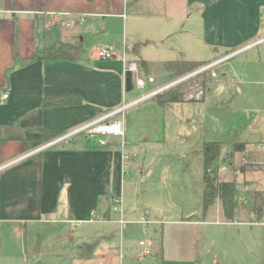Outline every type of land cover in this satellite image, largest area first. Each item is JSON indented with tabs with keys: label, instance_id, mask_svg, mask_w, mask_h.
Wrapping results in <instances>:
<instances>
[{
	"label": "crops",
	"instance_id": "crops-1",
	"mask_svg": "<svg viewBox=\"0 0 264 264\" xmlns=\"http://www.w3.org/2000/svg\"><path fill=\"white\" fill-rule=\"evenodd\" d=\"M143 32L179 38L176 51L186 56L180 60L225 61L264 42V0H0V264H112L111 234L104 236L108 245L100 244L101 251L94 252L88 250L93 245L78 239L77 228L86 224L91 235L92 225L117 223L107 220L101 200L122 199L120 152L95 150L89 138L76 136L85 132L91 137L89 124L121 108L125 97H134L125 87L123 52L141 74L151 76L140 66L146 62L151 67L141 56ZM60 44L76 48L75 58L33 59L37 49ZM103 48L116 56L98 59L96 52ZM63 95L77 96L81 104L42 107L43 99ZM46 131L61 137L32 147L49 138ZM206 142L219 143L203 142L202 158ZM236 143L241 142L232 145ZM242 144L244 150L238 152L250 145L264 148V139ZM255 160L261 162L237 167L245 177L242 190L252 183L253 171L263 170L254 166L264 164V153ZM227 181L238 185L237 179ZM122 208L123 217L131 219L127 221L138 216L134 209ZM157 248L164 258L162 241ZM119 260L122 264L121 253Z\"/></svg>",
	"mask_w": 264,
	"mask_h": 264
},
{
	"label": "rangeland",
	"instance_id": "rangeland-1",
	"mask_svg": "<svg viewBox=\"0 0 264 264\" xmlns=\"http://www.w3.org/2000/svg\"><path fill=\"white\" fill-rule=\"evenodd\" d=\"M141 35V43L146 42L141 56L151 64L147 73L159 85L166 80L160 70L165 61L186 59L180 50L176 51L175 44H179L180 39L166 40L149 32ZM263 51L264 42L192 77L193 85L188 90L202 87L201 101L160 106L156 101L158 96L152 97L126 107L101 123L107 125L119 121L123 129L121 137L111 140L107 135L85 137V132L76 136L77 139L89 138L95 150H119L123 164L122 206L138 212L132 221H127L129 217L124 216L129 223L120 225L117 224L120 213L113 210V196L101 200L104 210L109 213L107 220L114 219L117 223L104 228L92 225L95 231L91 235L85 231L88 225H78V239L94 246L88 250L101 251L98 246L108 245L103 241L107 240L104 236L109 232L115 245L112 246L115 253L112 250L109 253L114 256L112 264H120V253L122 264H264V164L254 166L263 170L253 171L247 191L241 188L240 182L245 177L237 169L245 162H261L255 159L264 153V148L250 145L244 152H234L232 147L234 142L264 139ZM221 55L224 53L215 57ZM251 74L256 77L251 78ZM147 92L148 87L138 90L132 80V90L127 93L140 97ZM132 99L125 97L119 107ZM95 127L91 126L88 131ZM99 139L106 145H95ZM205 141L219 142L217 165L221 171L218 179L238 181L230 218L224 215L219 200L205 212L201 205V146ZM161 181L167 185H161ZM141 217L147 219V225L137 223ZM188 220L201 223L175 225L176 221ZM146 240L153 242L154 249L152 255L142 257L137 244ZM161 241L164 258L157 250ZM83 249L79 248V251ZM103 251L107 253V250Z\"/></svg>",
	"mask_w": 264,
	"mask_h": 264
},
{
	"label": "trees",
	"instance_id": "trees-1",
	"mask_svg": "<svg viewBox=\"0 0 264 264\" xmlns=\"http://www.w3.org/2000/svg\"><path fill=\"white\" fill-rule=\"evenodd\" d=\"M76 54V48L69 46L67 44H60L58 47L56 45L43 48L40 51L36 50L33 59L38 57L42 59H74ZM15 59L17 55L15 53ZM205 62H192L184 60H171L164 62L161 65V72L166 78L165 81L161 82L159 85L155 80L153 86H162L164 84L170 83L186 74H189L201 66L205 65ZM142 69L147 74L149 68L146 62L140 64ZM202 75V74H201ZM191 79V78H190ZM186 80L177 84L176 86L164 91L160 96L156 98L157 104L164 106L167 103H176L184 101L183 95L193 83L192 80ZM189 83V84H188ZM194 84H198L194 83ZM151 86V85H150ZM201 101V100H200ZM188 102V101H186ZM192 102V101H191ZM81 104V99L77 96L63 95L55 98H45L42 101V107H55V106H71ZM48 133L49 135H47ZM44 136L49 138H43L39 142H32L31 146L36 147L45 143L47 139H56L61 137L59 132L46 131L43 132ZM203 158H202V206L204 212L211 206L215 201L219 200L221 202L222 211L224 215L228 218L232 217V211L235 207L234 197L237 193V184L234 181H219L218 179V165L217 160L220 152V145L216 142H206L203 147ZM233 150L235 152L243 151L244 144L236 143L233 145Z\"/></svg>",
	"mask_w": 264,
	"mask_h": 264
},
{
	"label": "built area",
	"instance_id": "built-area-1",
	"mask_svg": "<svg viewBox=\"0 0 264 264\" xmlns=\"http://www.w3.org/2000/svg\"><path fill=\"white\" fill-rule=\"evenodd\" d=\"M116 56L115 52H113L112 49L109 48H103L101 50H98L96 52V57L100 60H111ZM231 56L226 57L225 59L230 58ZM120 61L123 65V70L124 73H130L131 74V80L134 81L135 87L138 90H144L146 89L148 86L155 84V78H153L152 76H145L143 74H141V71L139 69V66L136 62L134 61H129L126 57V54L123 52L120 55ZM219 62H221V60L216 61V62H212V63H208L205 64L203 66H201L200 68H198L197 70L186 74L170 83L164 84L162 86H152V87H148V92L141 95L140 98H138L137 100H135L132 103L129 104H125L122 106V108H119L118 110L114 111V112H110L107 114H104L103 116H101L98 120H96L95 122L89 124L87 126V128H90L91 126L96 125V127L89 133V135L92 137L94 134L97 135H107V136H114V137H121L123 135V129L121 127V123L119 121H114L111 124H107V125H103L101 123L108 121L109 119L113 118L116 114H119L121 112L124 111V109L128 106L137 104L141 101L150 99L152 97H156L157 95L162 94L164 91L176 86L177 84L184 82L192 77H195L197 75H201L206 73L208 70H211L213 67H215L217 64H219ZM211 76L214 77L215 73L212 71L211 72ZM187 90L185 91L184 95H183V99L184 101H200L203 98L204 95V89L202 87H198L197 89L194 90ZM3 99L7 98V95L4 94ZM74 134V133H73ZM67 135L61 138L65 139L67 137H70L71 135ZM98 145L99 146H104L106 144L105 141L103 140H98ZM53 144V143H51ZM221 171V168L218 169V173ZM113 209L114 211H117L120 213L121 215V219L119 220L120 224H124L126 223V221L123 219V208H122V199L121 197H116L113 199ZM138 224H142V225H147L148 221L145 217H141V219L137 222ZM139 250H140V256L142 257H147L152 255L154 246H153V242L150 240H146V241H139L137 244Z\"/></svg>",
	"mask_w": 264,
	"mask_h": 264
},
{
	"label": "water",
	"instance_id": "water-1",
	"mask_svg": "<svg viewBox=\"0 0 264 264\" xmlns=\"http://www.w3.org/2000/svg\"><path fill=\"white\" fill-rule=\"evenodd\" d=\"M126 78H125V87H126V90H130L132 88V85H131V74L130 73H126Z\"/></svg>",
	"mask_w": 264,
	"mask_h": 264
}]
</instances>
